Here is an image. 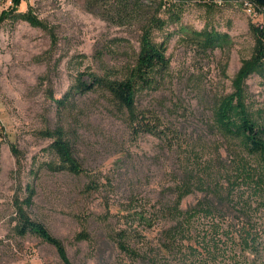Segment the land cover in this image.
<instances>
[{
	"label": "rangeland",
	"instance_id": "obj_1",
	"mask_svg": "<svg viewBox=\"0 0 264 264\" xmlns=\"http://www.w3.org/2000/svg\"><path fill=\"white\" fill-rule=\"evenodd\" d=\"M159 2L21 0L1 19L15 7L0 0V264H64L53 245L15 234L20 184L35 186L29 211L62 239L74 264H264V200L251 182L236 180L238 165L259 169L260 157L216 121L262 21L242 2L189 0L159 11L165 25L153 35L170 63L137 96L139 133L101 88L57 103L81 74H125ZM244 89L247 110L264 126V73H251ZM56 126L65 128L81 174L50 167L51 140L40 132ZM244 223L252 248L241 241ZM120 229L131 254L110 234ZM83 231L90 238L77 240Z\"/></svg>",
	"mask_w": 264,
	"mask_h": 264
},
{
	"label": "trees",
	"instance_id": "obj_2",
	"mask_svg": "<svg viewBox=\"0 0 264 264\" xmlns=\"http://www.w3.org/2000/svg\"><path fill=\"white\" fill-rule=\"evenodd\" d=\"M20 2L21 0H13L15 9L2 12L1 19L11 15L9 13L15 12ZM188 2L189 0H160L156 14L148 20L142 28L140 49L129 70L120 76H112L109 73L96 74L94 72H89V81L83 79V74L79 75L76 83L66 92L65 98L63 100H57L60 107H65L69 98L75 95V93L88 92L101 88L112 97L118 107L126 111L132 130L139 133V128L144 126L142 118L137 111V96L140 91L154 84L153 73L157 70L168 68L170 63L169 57H167L166 54V44L164 42H157L153 35V30L156 27H163L165 25V20L158 16V13L160 10L170 12L176 6H183ZM204 4L212 5L208 3ZM171 14L176 15V19L180 17L176 13L171 12ZM15 16L24 18L32 24L40 23L37 17L31 13H21ZM253 30L256 37L253 54L249 59L243 62L241 68L237 72L233 81L235 87L234 91L224 97L219 103L216 111V121L227 135L239 136L251 153L259 155L261 160L259 169H253L245 164H241V166L238 165L236 180L251 182L254 192L261 195L262 200H264V126H260L258 122L252 118L244 101V82L246 78L253 72H258L259 74L264 73V28L258 25L253 26ZM212 40L213 35L210 32L207 33L204 43L209 45ZM40 134L51 140L49 149L56 158L55 163H50L52 169L58 171L66 170L73 174H81L84 171L82 164L75 155L71 140L68 138L63 126H56L52 129L43 130ZM12 149L14 154L19 156V149L16 146H13ZM92 187L94 186L91 184L88 185V188ZM35 194L36 188L34 185L26 184L23 186L20 184L17 188L13 197V205L15 208L14 219L16 221L14 225L15 234L21 237L34 235L41 238L57 249L64 264H74L68 256L66 246L62 239L56 236L43 221L31 215L29 207L33 204ZM241 204L242 206L247 205L245 201L241 202ZM208 211L211 212V210ZM192 213L193 212H191L190 215H192ZM216 226L217 224L214 226V231ZM242 227L244 230L240 237H242L241 241L244 243L243 247L252 248L256 238L249 228H247L246 223H244ZM110 234L123 251L129 252L130 254L132 253V250L129 249L126 244L125 237L127 231L125 229L115 230ZM89 238L90 234L85 231L76 235L77 240ZM216 240L217 236L214 235V248L213 250H211V247L208 248L209 254H211V251H214V259L218 257L220 253V248L215 245Z\"/></svg>",
	"mask_w": 264,
	"mask_h": 264
},
{
	"label": "built area",
	"instance_id": "obj_3",
	"mask_svg": "<svg viewBox=\"0 0 264 264\" xmlns=\"http://www.w3.org/2000/svg\"><path fill=\"white\" fill-rule=\"evenodd\" d=\"M204 3L216 5V0H199ZM230 1V0H228ZM245 11H247L251 16L256 18H262L259 26L264 28V4L256 0H246V2L241 3Z\"/></svg>",
	"mask_w": 264,
	"mask_h": 264
},
{
	"label": "bare ground",
	"instance_id": "obj_4",
	"mask_svg": "<svg viewBox=\"0 0 264 264\" xmlns=\"http://www.w3.org/2000/svg\"><path fill=\"white\" fill-rule=\"evenodd\" d=\"M228 0H216V4L224 3ZM239 2H246V0H238Z\"/></svg>",
	"mask_w": 264,
	"mask_h": 264
},
{
	"label": "water",
	"instance_id": "obj_5",
	"mask_svg": "<svg viewBox=\"0 0 264 264\" xmlns=\"http://www.w3.org/2000/svg\"><path fill=\"white\" fill-rule=\"evenodd\" d=\"M230 1H238V0H230ZM256 1H258V2H260V3H262V4H264V0H256Z\"/></svg>",
	"mask_w": 264,
	"mask_h": 264
}]
</instances>
